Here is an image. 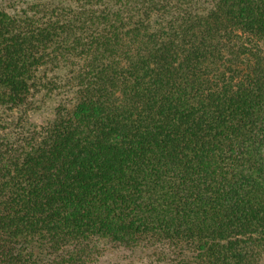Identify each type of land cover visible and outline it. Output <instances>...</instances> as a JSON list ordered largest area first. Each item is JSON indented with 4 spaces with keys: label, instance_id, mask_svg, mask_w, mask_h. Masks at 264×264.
I'll return each instance as SVG.
<instances>
[{
    "label": "trees",
    "instance_id": "trees-1",
    "mask_svg": "<svg viewBox=\"0 0 264 264\" xmlns=\"http://www.w3.org/2000/svg\"><path fill=\"white\" fill-rule=\"evenodd\" d=\"M0 264H264V0H0Z\"/></svg>",
    "mask_w": 264,
    "mask_h": 264
}]
</instances>
